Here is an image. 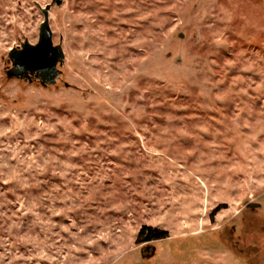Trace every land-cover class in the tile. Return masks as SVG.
Returning <instances> with one entry per match:
<instances>
[{"label":"rangeland","instance_id":"rangeland-1","mask_svg":"<svg viewBox=\"0 0 264 264\" xmlns=\"http://www.w3.org/2000/svg\"><path fill=\"white\" fill-rule=\"evenodd\" d=\"M52 1L0 0V264H264V0H63L9 78Z\"/></svg>","mask_w":264,"mask_h":264},{"label":"water","instance_id":"water-1","mask_svg":"<svg viewBox=\"0 0 264 264\" xmlns=\"http://www.w3.org/2000/svg\"><path fill=\"white\" fill-rule=\"evenodd\" d=\"M63 0H53L52 3L40 6L45 19L39 28V38L36 43L28 39L20 46L13 47L9 52L10 68L7 70L9 78L39 82L43 86L54 85L63 74L61 67L65 63V52L62 43L55 44L54 31L50 23V10L54 4L60 5ZM260 203H249L246 207L258 208ZM151 255L156 252V246H147Z\"/></svg>","mask_w":264,"mask_h":264},{"label":"trees","instance_id":"trees-1","mask_svg":"<svg viewBox=\"0 0 264 264\" xmlns=\"http://www.w3.org/2000/svg\"><path fill=\"white\" fill-rule=\"evenodd\" d=\"M145 233H147L146 235V240L147 242H151V241H155V240H162V239H166L168 238V232L164 231V230H159L150 226H143L142 230H141V234L144 235ZM212 246H216V243H209Z\"/></svg>","mask_w":264,"mask_h":264},{"label":"flooded vegetation","instance_id":"flooded-vegetation-1","mask_svg":"<svg viewBox=\"0 0 264 264\" xmlns=\"http://www.w3.org/2000/svg\"><path fill=\"white\" fill-rule=\"evenodd\" d=\"M247 208H249V207H247ZM251 209V208H250ZM149 250H150V248H149Z\"/></svg>","mask_w":264,"mask_h":264}]
</instances>
